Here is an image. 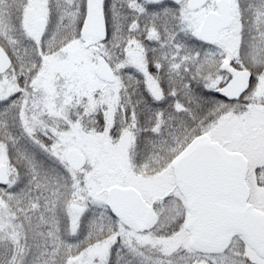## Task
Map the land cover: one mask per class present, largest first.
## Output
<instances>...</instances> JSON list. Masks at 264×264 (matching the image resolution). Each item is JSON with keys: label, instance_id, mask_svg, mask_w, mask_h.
<instances>
[{"label": "snow or ice", "instance_id": "6c2138e0", "mask_svg": "<svg viewBox=\"0 0 264 264\" xmlns=\"http://www.w3.org/2000/svg\"><path fill=\"white\" fill-rule=\"evenodd\" d=\"M0 264H264V0H0Z\"/></svg>", "mask_w": 264, "mask_h": 264}]
</instances>
